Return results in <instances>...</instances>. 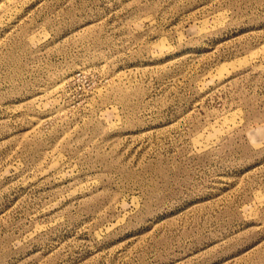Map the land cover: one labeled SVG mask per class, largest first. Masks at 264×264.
I'll use <instances>...</instances> for the list:
<instances>
[{"label": "rangeland", "instance_id": "rangeland-1", "mask_svg": "<svg viewBox=\"0 0 264 264\" xmlns=\"http://www.w3.org/2000/svg\"><path fill=\"white\" fill-rule=\"evenodd\" d=\"M0 264H264V0H0Z\"/></svg>", "mask_w": 264, "mask_h": 264}]
</instances>
